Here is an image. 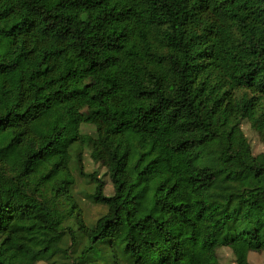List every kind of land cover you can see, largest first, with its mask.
Segmentation results:
<instances>
[{
    "label": "trees",
    "instance_id": "1",
    "mask_svg": "<svg viewBox=\"0 0 264 264\" xmlns=\"http://www.w3.org/2000/svg\"><path fill=\"white\" fill-rule=\"evenodd\" d=\"M263 142L264 0H0V264H264Z\"/></svg>",
    "mask_w": 264,
    "mask_h": 264
},
{
    "label": "rangeland",
    "instance_id": "2",
    "mask_svg": "<svg viewBox=\"0 0 264 264\" xmlns=\"http://www.w3.org/2000/svg\"><path fill=\"white\" fill-rule=\"evenodd\" d=\"M259 144H261L260 141ZM263 151H264V142H263ZM4 257H7L5 259V262L7 264H34V262L32 261V256L25 252L17 253V254L10 252L9 254H5Z\"/></svg>",
    "mask_w": 264,
    "mask_h": 264
}]
</instances>
